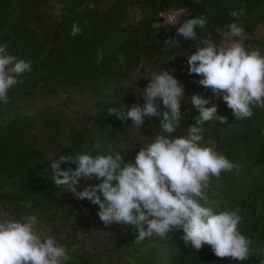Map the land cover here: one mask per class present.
<instances>
[{"label": "trees", "instance_id": "1", "mask_svg": "<svg viewBox=\"0 0 264 264\" xmlns=\"http://www.w3.org/2000/svg\"><path fill=\"white\" fill-rule=\"evenodd\" d=\"M56 4L63 6L59 17L54 15ZM172 8L183 9L182 23L198 16L208 19L204 29H195L196 40L176 36L179 26L170 29L162 23L159 15ZM240 9L245 13L240 17L245 48L258 47L264 55V39L252 35L254 27L264 23V0H0V44H7L11 55L32 61V70L19 76V82L8 91L9 103L0 102V106L66 96L62 105L39 107L32 114L0 120V219L36 215L40 232L67 246L68 264H261L264 178L247 190L241 172L264 167V109L255 107L250 119H235L222 97L198 84L201 76L189 74L187 64V56L208 33L220 43L218 31L227 33L226 26L238 22L230 17V11ZM129 10L137 12L134 21ZM74 22L82 30L75 37L69 34ZM154 23L160 27L153 28ZM115 36L120 37L115 46L119 55L110 66L109 46ZM175 38L180 47L164 44ZM162 69L172 72L184 86L182 119L171 138L185 135V129L194 124L198 115L190 103L194 94L210 99L207 107L214 104L218 115L227 117L226 124L210 121L203 126L202 143L239 168L222 172L219 179L212 177L207 194L216 211L240 208L239 230L252 240L250 258L245 261L218 258L207 244L197 251L177 229L166 237L153 235L136 243L134 227L116 223L105 227L97 215L98 205L87 199L78 201L50 178L52 161L77 152L93 155L95 141L97 154L113 150L136 156L145 138L152 139L160 131L159 118H146L144 126L137 128L131 120L109 116L108 109L143 105L141 92ZM133 74L141 86L137 95L124 93L121 87ZM84 91L99 99L92 104L94 111L90 116L83 112L72 116L67 112L70 95ZM68 167L75 170L76 166L62 164L61 170ZM95 183L80 181L81 186ZM84 223L93 237L80 234Z\"/></svg>", "mask_w": 264, "mask_h": 264}, {"label": "clouds", "instance_id": "2", "mask_svg": "<svg viewBox=\"0 0 264 264\" xmlns=\"http://www.w3.org/2000/svg\"><path fill=\"white\" fill-rule=\"evenodd\" d=\"M55 7L54 15L59 17L63 6ZM229 15L238 22L226 26L229 31L225 36L243 37L240 17L245 15L244 10H232ZM208 23L204 16L188 19L179 26L176 36L196 40L195 29H204ZM152 27L160 26L154 23ZM81 31L74 22L69 34L75 37ZM164 44L180 47L176 38ZM7 49V44H0V102L5 104L9 103L8 91L19 82L17 78L32 70L31 60L19 59ZM187 64L189 74L201 76L198 84L210 89L215 97H222L235 119H250L255 107L264 109V55L258 47L249 51L240 39L229 44L221 40L218 44L208 33L187 56ZM141 96L143 105L108 109L109 116L131 120L137 128L144 126L146 118L160 120V131L152 139L144 137L146 142L141 143L134 163L126 162L120 152L113 150L96 155L90 151L61 155L50 163L51 180L78 201L87 199L98 205L97 215L105 227L113 223L134 227L138 233L136 243L153 235L166 237L177 229L197 251L207 244L218 258L240 262L249 259L252 240L239 230L240 208L216 211L207 194L212 177L219 179L222 172L239 168L202 143L203 126L210 121L226 124L227 117L218 115L216 105L207 107L210 99L194 94L190 98L198 113L194 124L185 129V135L171 138L180 127L184 86L172 72L162 69L149 79ZM62 164L76 167L61 170ZM82 179L97 183L81 186ZM38 223L36 215L21 220L0 219V264H68L71 257L67 246L43 235Z\"/></svg>", "mask_w": 264, "mask_h": 264}, {"label": "rangeland", "instance_id": "3", "mask_svg": "<svg viewBox=\"0 0 264 264\" xmlns=\"http://www.w3.org/2000/svg\"><path fill=\"white\" fill-rule=\"evenodd\" d=\"M129 18L130 20L134 21L137 19V12L135 10H129ZM182 22L178 21V24L176 27L180 26ZM174 27V28H176ZM170 28V29H174ZM252 35L255 38H261L264 39V23H261L254 27L252 31ZM217 36L219 38V41L224 40L225 44L231 43L233 40L236 39H244L231 37V36H225V32L218 31ZM120 41V37L115 36L112 37L111 42L112 45L109 46V53L110 58L108 62L111 65L114 64L115 59L118 58L116 44ZM121 87L123 88L124 93H130L137 95L139 89L141 90V86L138 85L137 82V74H133L129 76L127 79L121 82ZM70 99L72 100V103H70L67 106V112L71 114L72 116H75L77 113L83 112L85 115L90 116L92 112L94 111V108L92 107V104L95 103L97 100H99L97 97H95V94L89 91H84L82 94H76L72 93L70 95ZM66 96L62 94L49 96L46 99H40L37 100L36 104H30L27 101H16L9 105H1L0 106V120H8L10 118L24 115V114H32L37 108L44 107V106H59L65 103ZM153 124V123H151ZM142 141V140H141ZM144 141V140H143ZM97 146V141L94 142L92 151L94 152L93 155H96L95 148ZM122 155V154H121ZM124 157V160L126 162H133L135 161V156H128V155H122ZM243 177V187L247 190L254 189L257 187L261 180L264 178V167L263 168H252L249 171H242L241 172ZM83 231L80 232V234H88L89 237H93L95 234L93 231L86 230L87 227L85 226V223L82 225ZM82 236V235H81Z\"/></svg>", "mask_w": 264, "mask_h": 264}, {"label": "built area", "instance_id": "4", "mask_svg": "<svg viewBox=\"0 0 264 264\" xmlns=\"http://www.w3.org/2000/svg\"><path fill=\"white\" fill-rule=\"evenodd\" d=\"M184 14L183 9L181 8H172L163 13L159 16L162 20V23L168 28H174L177 26L180 17Z\"/></svg>", "mask_w": 264, "mask_h": 264}]
</instances>
